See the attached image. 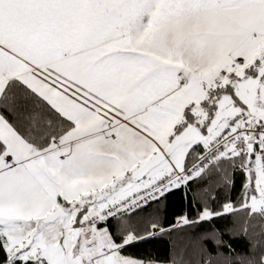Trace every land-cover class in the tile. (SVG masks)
<instances>
[{
  "label": "snow or ice",
  "instance_id": "obj_1",
  "mask_svg": "<svg viewBox=\"0 0 264 264\" xmlns=\"http://www.w3.org/2000/svg\"><path fill=\"white\" fill-rule=\"evenodd\" d=\"M0 264H264V0H0Z\"/></svg>",
  "mask_w": 264,
  "mask_h": 264
}]
</instances>
